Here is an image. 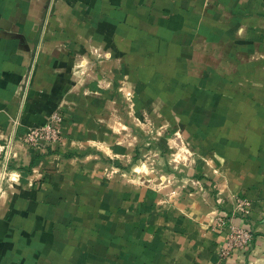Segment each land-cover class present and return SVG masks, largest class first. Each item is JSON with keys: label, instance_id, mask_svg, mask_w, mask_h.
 Instances as JSON below:
<instances>
[{"label": "crops", "instance_id": "0c3cea01", "mask_svg": "<svg viewBox=\"0 0 264 264\" xmlns=\"http://www.w3.org/2000/svg\"><path fill=\"white\" fill-rule=\"evenodd\" d=\"M124 82L138 117L181 124L171 185L103 160L132 153L109 125ZM55 109L61 144L0 163V264H264V0H0V144ZM236 197L254 240L223 257Z\"/></svg>", "mask_w": 264, "mask_h": 264}, {"label": "rangeland", "instance_id": "374dc122", "mask_svg": "<svg viewBox=\"0 0 264 264\" xmlns=\"http://www.w3.org/2000/svg\"><path fill=\"white\" fill-rule=\"evenodd\" d=\"M35 63L36 57L32 56L30 67L26 75L23 77L21 83L17 86L16 97L18 101L17 108L19 111H21L24 108L25 103L29 101L28 98H30L29 92L33 81ZM80 63L84 65L85 62L81 59L78 60L76 70L79 76L85 77L87 75V70H85V68H82V65H80ZM118 93L121 99H123L124 105L119 106L118 108L113 107L111 111L113 115L111 117L109 125L111 127L110 129L114 132L115 135L117 133L119 135L122 133L123 139H119V145H124L127 151L132 149V153L116 155L115 153L111 152V155L103 154L105 157L103 158V160L111 164H116L117 162L123 164V168L118 169L116 172L117 175L123 177V179L149 178L155 179L156 184L164 183L167 185H171L170 181L166 180V177H168L167 174H170V167L181 162L187 163L190 156V153L187 151V149H191L190 144L180 134L181 124L171 121L164 122L161 120L153 122L149 121L147 118L141 119L140 117H138V115L143 110L141 109L139 113L136 112L137 108L133 104V92H131V90L127 88V84L125 85V82L119 87ZM153 100H156L157 104L152 107V111L154 110L156 114H159L161 112L160 110L165 109V107L161 103H159L161 101L159 97L158 99L152 98L151 102H153ZM146 108L147 107H145V110ZM55 113H58L63 119V115L61 114L60 109H55L47 117V120ZM159 117H161V113ZM14 122L15 124L13 125L15 126V129L13 127V137L6 140L5 143L0 144V163H11V159L14 158L13 153L18 147L25 148L26 150H31L26 147L22 140V136L27 129L25 131H20L18 128V120L15 119ZM109 140L110 141L107 144L108 149L110 148V146L116 145L115 138ZM137 147H143L144 150H140V152H138L136 151ZM9 153H12V155L10 156ZM132 165H134L135 167ZM192 181L197 180L194 179ZM160 187L161 185L156 186V188ZM236 198L235 210L229 217H223L220 219L222 221L230 220V222H228L227 224L231 223L232 225H234L232 222L233 217H243L251 211L252 203L250 201H246L240 197ZM220 220L218 222L219 225H221ZM219 225L218 228L220 229L221 227H219ZM238 227L245 228L242 226ZM246 229H249L253 235V231L250 227H246Z\"/></svg>", "mask_w": 264, "mask_h": 264}, {"label": "built area", "instance_id": "2783aa9c", "mask_svg": "<svg viewBox=\"0 0 264 264\" xmlns=\"http://www.w3.org/2000/svg\"><path fill=\"white\" fill-rule=\"evenodd\" d=\"M62 118L58 113L50 116L46 124L28 128L22 136L23 143L27 148L46 149L51 145L62 143L63 137L60 129ZM243 204V203H242ZM230 220H220L221 227L219 230L227 229L228 233L225 239V248L221 254L223 257L228 256L234 250H250L253 243V235L249 229L234 226ZM223 227V228H222Z\"/></svg>", "mask_w": 264, "mask_h": 264}]
</instances>
